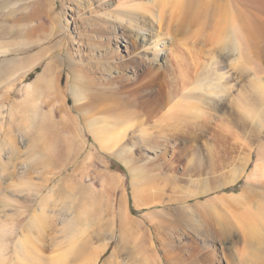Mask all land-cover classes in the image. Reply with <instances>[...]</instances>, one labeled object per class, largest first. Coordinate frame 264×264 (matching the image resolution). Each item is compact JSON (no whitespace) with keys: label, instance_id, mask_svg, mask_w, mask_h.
Wrapping results in <instances>:
<instances>
[{"label":"rangeland","instance_id":"rangeland-1","mask_svg":"<svg viewBox=\"0 0 264 264\" xmlns=\"http://www.w3.org/2000/svg\"><path fill=\"white\" fill-rule=\"evenodd\" d=\"M68 1L0 0V110L7 118L13 113V134L27 131L43 158L39 164L36 160V165L31 160L33 166L28 162L32 169L26 172V176L31 174L26 179L38 184L50 180L48 190L57 186L65 204L61 202L64 218L75 217L73 222L65 219L75 223L70 224L71 230L79 229L77 233L84 237L95 236L94 246L100 255L97 264H144L139 251L150 264H264V214L236 213L229 229L219 211L221 197L239 193L254 168L264 163L258 161L257 154L264 147V128L260 133L258 127L243 131L234 127L228 116L212 112L219 117L211 130L213 137L209 132L199 140L154 139L159 153L151 159L137 146L130 148L132 139L127 134L121 137L115 130L106 135L101 127L108 122L103 118L124 112L134 117L136 125L145 123L144 128L155 131L153 125L166 112L164 94L175 84V74L161 62L150 65L146 74L141 72L135 80L114 74L109 85L118 90V96L109 101L99 103L80 96L81 84L101 95L90 69L98 55L91 58L84 48L86 42L94 43L102 54L109 47L107 58L114 56L126 63L128 55L125 46L113 51L115 43L106 39V32L82 30ZM100 1H93L95 7ZM108 11L100 5L93 14L105 23L101 14ZM81 15L88 16L84 11ZM211 30L203 33L202 40L213 37ZM188 40L183 47L187 62L195 54L208 60L220 53L217 45ZM255 49L264 63V37ZM1 127L0 146L7 152L3 143L7 129ZM99 142L114 151H103ZM117 151L119 156L114 155ZM34 166L40 168L39 173L44 171L43 175L36 174ZM236 172L242 176L231 184ZM7 182V187L17 185V192L28 185L21 188L18 182ZM259 192L264 195V187ZM198 218L209 220L217 241L214 248L204 247L194 234ZM105 245L107 250L100 253Z\"/></svg>","mask_w":264,"mask_h":264},{"label":"bare ground","instance_id":"bare-ground-1","mask_svg":"<svg viewBox=\"0 0 264 264\" xmlns=\"http://www.w3.org/2000/svg\"><path fill=\"white\" fill-rule=\"evenodd\" d=\"M93 1L97 0L68 1L72 11L78 14L76 22L82 30L94 28L102 33L106 32V39H112L115 43V49H112L114 52L125 46L128 62L114 56L107 58L110 54L109 47L102 54L93 46L94 43L86 42L84 48L91 58L98 55L96 61L90 64V69L97 79L92 80L101 95L93 91L90 85L81 84L80 96L99 103L109 101L118 96V90L109 85L114 74L126 75L135 80L141 72L146 74L150 65L156 66L161 62L165 63L166 68L172 69L176 78L175 84L164 94L166 106H163L167 109L153 125L155 131L144 128L145 123L136 125L133 123L134 117L129 112H124L109 114L103 118L108 122L101 127L103 133L105 131L107 135L116 130V134H127L132 139L130 148L137 146L146 158L151 159L152 154L159 153V147L152 143L154 139L189 141L209 135L219 118L212 112L228 116L231 124L243 128V131L258 127L260 133L264 128V74H260L264 63L259 58V50L255 49V44L264 37V0H101L99 4L109 9L108 13L101 14L106 19L105 23H100L95 18L93 12L100 5L95 7ZM82 11L88 16L82 17ZM194 28L197 31L193 35L191 32ZM209 30L213 31V37L211 35L210 40V36L207 40H202L203 33ZM190 38L202 41L203 44L210 43V46L217 45L220 53L208 60L195 54L189 56L191 61L187 62L186 49L183 47L186 41L190 42ZM0 121V126L5 127L2 130L7 129L3 141L7 152L0 146V264H97L100 255L94 246L95 236H81L83 233H77L79 229L76 227L77 232L73 231L74 228L71 230L75 217H69L71 223L68 216V220H65L62 213L65 204L61 201V192H57V186L48 190L50 180L38 184L32 183V179H26L31 175L26 176V172L30 173L32 169L28 166L32 163L36 165V160L37 164L43 160L41 153L35 150L36 146L31 138L27 137V131L23 133L20 130V133L13 134V113L7 118L0 110ZM110 125L113 126L112 129ZM229 134L231 135L230 132ZM116 136L113 137L114 141L118 139ZM20 144L25 150L21 151ZM100 144L103 151H114L104 142ZM119 151L114 155L119 156ZM263 152L262 145L257 150L258 161H264ZM31 160L34 162L31 163ZM42 162L44 165V161ZM43 172L38 171L36 174L43 175ZM17 175H21L20 180H15ZM241 176L242 172L234 173L230 183L238 182ZM7 181L11 185L18 182L22 184L21 188L23 184L28 185L17 192V185L7 187ZM111 187L114 188L112 183ZM263 187L264 163H260L239 193L221 197L222 207L219 211L226 222L223 224L230 229L231 217L239 212L249 213L254 217L262 216L264 195L259 190ZM20 198L23 200L20 201ZM9 217L12 219L7 220ZM194 222V234L199 236L204 247L214 248L217 241L209 220L198 218ZM107 248L108 245H105L100 253ZM138 253H141L139 257L143 258L144 264H150L143 251Z\"/></svg>","mask_w":264,"mask_h":264}]
</instances>
